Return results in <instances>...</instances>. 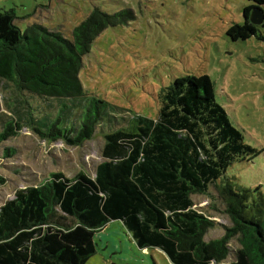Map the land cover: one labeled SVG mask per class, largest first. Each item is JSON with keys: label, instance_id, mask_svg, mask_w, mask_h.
Segmentation results:
<instances>
[{"label": "trees", "instance_id": "trees-1", "mask_svg": "<svg viewBox=\"0 0 264 264\" xmlns=\"http://www.w3.org/2000/svg\"><path fill=\"white\" fill-rule=\"evenodd\" d=\"M247 2L244 23L227 30L232 41L255 35L250 13L264 0ZM133 19L129 10L109 14L95 7L64 36L39 24L21 31L14 11L0 9V83L14 96L57 108L56 115L29 112L25 127L48 144L73 147L100 128L104 142L93 176L52 173L0 206V264H86L98 251V231L111 221L124 226L137 248L158 249L171 264H264V191L224 177L259 153L231 124L209 77L174 79L160 91L155 117L126 114L84 91L79 74L92 43ZM67 104L81 106L76 121ZM22 128L9 121L0 144ZM195 195L222 207L213 208L230 223L221 237L205 241L217 224L194 208Z\"/></svg>", "mask_w": 264, "mask_h": 264}, {"label": "rangeland", "instance_id": "rangeland-1", "mask_svg": "<svg viewBox=\"0 0 264 264\" xmlns=\"http://www.w3.org/2000/svg\"><path fill=\"white\" fill-rule=\"evenodd\" d=\"M247 5V0H0L1 10L14 11V23L21 31L39 24L64 36L95 7L109 14L131 11L133 20L106 29L83 58L79 79L84 91L126 114L155 117L158 95L164 87L184 75H206L231 124L241 132L244 143L259 153L235 163L224 177L242 188L260 187L264 191V19L247 40L232 41L227 36L231 26L244 23L242 12ZM260 9L264 17V6ZM36 108L39 113H57L54 103L41 105L31 98L14 96L0 83V132L13 119L23 126L0 144V177L5 180L0 184V206L18 190L39 185L52 173L71 178L83 170L93 176L102 161L100 128L80 147L61 141L48 144L24 125L29 112L33 117L40 115ZM72 109L69 118L76 121L81 106ZM6 149L13 152L6 154ZM209 192L215 195L213 189ZM192 200L196 210L217 224L206 233L205 241L221 237L223 227L230 226L219 214L222 207L208 196L195 195ZM123 234L125 238L115 240L119 250L133 243L127 232ZM128 238L131 243L126 242ZM230 245L232 250L237 248L235 241ZM146 251L137 250L143 257L137 264H152L150 258L155 264H171L162 251ZM97 253L90 262L99 256Z\"/></svg>", "mask_w": 264, "mask_h": 264}, {"label": "crops", "instance_id": "crops-1", "mask_svg": "<svg viewBox=\"0 0 264 264\" xmlns=\"http://www.w3.org/2000/svg\"><path fill=\"white\" fill-rule=\"evenodd\" d=\"M112 229H115V232L110 233L109 231ZM123 232L126 233L127 231L124 228V226L118 221H111L110 223L105 225L100 231H98L96 235L98 239V253L96 255L99 256H97L92 262H90L92 260L91 258L90 260L87 261V264L89 263L101 264L102 261H106V264H108L107 261L110 260H113L117 264H137L138 260L141 261V258L143 257H139L140 255L139 252H137V250L141 252L145 251L147 253L146 249L140 250L139 248L136 247L134 242L133 243L130 242L129 238L126 240V242L131 243L128 249L121 248V250H119V248L116 246L115 243L116 238H118V241L121 240V238L122 239L125 238ZM129 248L131 251H129ZM150 261L152 264H155L153 259L150 258Z\"/></svg>", "mask_w": 264, "mask_h": 264}, {"label": "water", "instance_id": "water-1", "mask_svg": "<svg viewBox=\"0 0 264 264\" xmlns=\"http://www.w3.org/2000/svg\"><path fill=\"white\" fill-rule=\"evenodd\" d=\"M263 19L264 17L260 8H254L251 10L249 20L253 26L262 24Z\"/></svg>", "mask_w": 264, "mask_h": 264}]
</instances>
